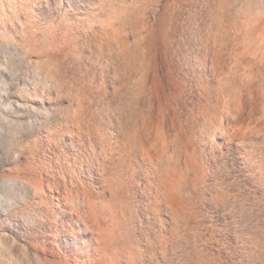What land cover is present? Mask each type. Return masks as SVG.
<instances>
[{"label":"rangeland","instance_id":"rangeland-1","mask_svg":"<svg viewBox=\"0 0 264 264\" xmlns=\"http://www.w3.org/2000/svg\"><path fill=\"white\" fill-rule=\"evenodd\" d=\"M0 264H264V0H0Z\"/></svg>","mask_w":264,"mask_h":264}]
</instances>
